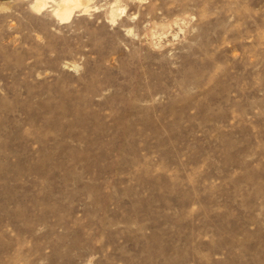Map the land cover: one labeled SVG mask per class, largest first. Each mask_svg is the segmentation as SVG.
<instances>
[{
	"label": "rangeland",
	"instance_id": "obj_1",
	"mask_svg": "<svg viewBox=\"0 0 264 264\" xmlns=\"http://www.w3.org/2000/svg\"><path fill=\"white\" fill-rule=\"evenodd\" d=\"M32 1L0 0V264H264V0Z\"/></svg>",
	"mask_w": 264,
	"mask_h": 264
},
{
	"label": "bare ground",
	"instance_id": "obj_2",
	"mask_svg": "<svg viewBox=\"0 0 264 264\" xmlns=\"http://www.w3.org/2000/svg\"><path fill=\"white\" fill-rule=\"evenodd\" d=\"M54 1L56 3L55 2L53 3H55L56 5L54 10L51 11L54 12L55 17L57 16L60 20L63 21H69L72 18L75 10L83 9L84 12L89 11L88 9L90 6L89 4L90 0H60V1L54 0ZM48 3H49L48 0H34L31 3V8L35 11L41 12L49 6Z\"/></svg>",
	"mask_w": 264,
	"mask_h": 264
}]
</instances>
